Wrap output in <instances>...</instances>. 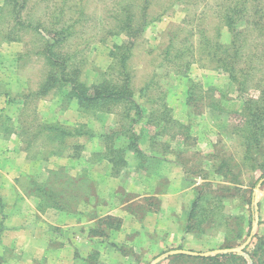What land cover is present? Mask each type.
Here are the masks:
<instances>
[{
    "label": "rangeland",
    "instance_id": "rangeland-1",
    "mask_svg": "<svg viewBox=\"0 0 264 264\" xmlns=\"http://www.w3.org/2000/svg\"><path fill=\"white\" fill-rule=\"evenodd\" d=\"M116 1L0 0V264H203L169 254L176 249H231L252 264L264 239V145L245 152L235 124L257 91L241 94L208 60L181 75L159 66L170 35L194 34L214 0H149L128 62L135 99L145 116L155 109L162 131L145 119L126 133L119 108L86 114L68 87L43 92L50 30L74 20L54 51L74 53L85 83L106 69L123 41L101 35ZM49 124L90 133L48 137ZM259 252L255 264H264Z\"/></svg>",
    "mask_w": 264,
    "mask_h": 264
},
{
    "label": "trees",
    "instance_id": "trees-1",
    "mask_svg": "<svg viewBox=\"0 0 264 264\" xmlns=\"http://www.w3.org/2000/svg\"><path fill=\"white\" fill-rule=\"evenodd\" d=\"M137 1L138 5L131 0H119L113 4L110 19L104 30L102 29L101 35L103 40L106 37L120 36L126 40L121 37L123 41L113 44L109 54L110 63L91 83L79 80L80 70L74 62L73 52L54 51L55 45L65 41V37L70 35V28L75 20L72 24L50 30L53 31L54 41L45 43L43 47L47 63L51 67L50 75L47 77L49 83L43 88V92L46 93L47 89L54 85L68 87L69 98L74 100L77 107L86 114L99 111L113 113L115 108H119L117 112L122 118L130 119L126 133H130L134 124H142L145 119L144 125L152 123L155 128L161 127V131L164 129V125L160 124L162 120L158 119L159 115L154 112L155 109L149 107L150 112H147V116L144 115L145 106L136 101L132 86L133 75L128 60L132 56L136 38L148 23L146 8L149 0ZM134 7H138L139 10L134 11ZM206 7L209 12L206 9L201 12L203 14L197 27L194 28V34L189 33L192 32L191 29L182 28L181 32L186 34L179 42L175 39L178 38L179 32L170 35L167 44L161 50L162 60L159 66L173 69L175 74L181 75L188 71L191 64L197 63L205 67L204 61L208 60L216 65L214 70L226 73L241 94L246 93L248 88L257 91L256 98L251 96V92L244 96L239 110V120L235 124V133L243 140L247 152L253 143L264 145V0H214ZM70 12L75 13L71 6ZM62 14L63 11L60 9L56 16ZM208 15L211 17L206 20ZM56 21H59V18L56 17ZM191 36L196 37L195 43H187L188 37ZM163 106L166 107L164 104ZM151 119L154 120L148 123L147 121ZM46 130L48 137H53L56 131H59V135L68 133L74 137L90 133L88 128L85 130L76 128L66 132L65 127L54 124L46 125ZM161 131L158 129L156 135L161 136ZM107 137L111 139V136ZM126 137L131 140L134 149L137 148L135 143L137 137ZM105 148L109 149L110 145ZM252 197L251 193L248 204L251 203ZM249 209L251 220L254 210L252 206ZM250 228L249 226V231ZM261 246H264V239L256 243L251 250L252 264H255V259L259 258ZM181 257L189 256L177 255V258ZM189 258L198 259L203 264L209 262L247 264L246 258L236 252Z\"/></svg>",
    "mask_w": 264,
    "mask_h": 264
},
{
    "label": "water",
    "instance_id": "water-1",
    "mask_svg": "<svg viewBox=\"0 0 264 264\" xmlns=\"http://www.w3.org/2000/svg\"><path fill=\"white\" fill-rule=\"evenodd\" d=\"M232 251L231 249H225V250H215L212 252L211 255L217 254V253H226V252H230ZM237 252V251H236ZM240 253V252H238ZM168 254V253H167ZM170 255H175V254H187V255H193V256H200V257H206V256H210V254L208 253H201V252H193V251H187V250H182V249H176V250H172L169 252ZM157 259H155V261H157Z\"/></svg>",
    "mask_w": 264,
    "mask_h": 264
}]
</instances>
